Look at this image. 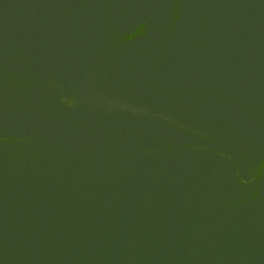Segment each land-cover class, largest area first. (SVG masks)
<instances>
[{
  "label": "water",
  "instance_id": "95a60500",
  "mask_svg": "<svg viewBox=\"0 0 264 264\" xmlns=\"http://www.w3.org/2000/svg\"><path fill=\"white\" fill-rule=\"evenodd\" d=\"M0 264H264V0H0Z\"/></svg>",
  "mask_w": 264,
  "mask_h": 264
}]
</instances>
